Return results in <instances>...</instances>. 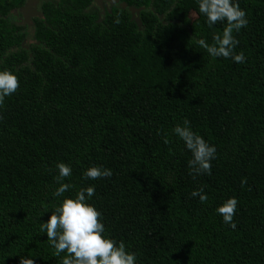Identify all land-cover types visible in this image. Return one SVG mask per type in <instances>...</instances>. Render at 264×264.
<instances>
[{"label": "trees", "instance_id": "16d2710c", "mask_svg": "<svg viewBox=\"0 0 264 264\" xmlns=\"http://www.w3.org/2000/svg\"><path fill=\"white\" fill-rule=\"evenodd\" d=\"M13 1H0V70L19 80L0 106V264H61L40 224L88 186L136 264H264V0H238L245 63L197 44L225 27H209L197 0H115L102 12L96 0L46 2L28 45L5 16ZM185 119L217 149L211 174L190 169L172 132ZM59 162L72 168L64 197L53 196ZM90 166L112 176L86 180ZM230 197L235 229L216 212Z\"/></svg>", "mask_w": 264, "mask_h": 264}, {"label": "clouds", "instance_id": "9594fccd", "mask_svg": "<svg viewBox=\"0 0 264 264\" xmlns=\"http://www.w3.org/2000/svg\"><path fill=\"white\" fill-rule=\"evenodd\" d=\"M199 13L205 17V23L212 27L217 22L225 23L222 35L215 34L213 43L198 39L197 44L206 50L212 58L223 57L232 59L235 63H245L243 51L235 53L234 49L239 41L234 32H239L248 24L245 10L241 9L238 0H197ZM117 23L119 20L117 19ZM19 87V80L15 73L0 70V106L5 98L12 95ZM173 134L184 144L191 153L190 169L197 175L211 174V162L215 159L216 147L198 135L191 127L190 121L185 119L172 129ZM165 143L169 141L167 138ZM58 170L56 176L57 187L54 197H64L72 185L64 180L72 175L69 164L59 162L55 165ZM86 180H97L112 176V170L97 166H90L82 173ZM246 181L242 180V184ZM95 195V187L88 186L79 190L73 197H64L52 211L46 222H41L40 232L46 233L47 240L54 249L55 255H65L61 264H136L137 255L128 251L123 241L119 243L106 234L105 225L101 222V213L89 203ZM191 195L199 197L201 203L207 201L208 196L203 189L194 190ZM238 200L235 197L226 199L216 212L222 216L223 223L235 229L234 215ZM20 264H34L32 259L20 258Z\"/></svg>", "mask_w": 264, "mask_h": 264}, {"label": "flooded vegetation", "instance_id": "af4514ba", "mask_svg": "<svg viewBox=\"0 0 264 264\" xmlns=\"http://www.w3.org/2000/svg\"><path fill=\"white\" fill-rule=\"evenodd\" d=\"M3 4H11L13 0H0ZM56 0H36L35 3L32 5L31 13L27 16L22 10H20L27 0H23L21 3L15 5L14 7H9L7 9L6 17L9 19L10 22L16 24L17 26H21V31L24 33V40L23 44L28 45L31 41H33V34H31V27L29 26L28 22L32 21L33 28L35 27L34 21L35 19L42 17V6L46 2H55Z\"/></svg>", "mask_w": 264, "mask_h": 264}, {"label": "water", "instance_id": "95a60500", "mask_svg": "<svg viewBox=\"0 0 264 264\" xmlns=\"http://www.w3.org/2000/svg\"><path fill=\"white\" fill-rule=\"evenodd\" d=\"M35 1H36V0H27V2L25 3V5H24L20 10H22V11L26 14V13H27V10H31V9H32L30 6H31V4L33 5V4L35 3ZM101 1H107L108 3H112V2H114L115 0H96V2H99V3H100ZM120 5H121L122 7H124V6H125V3L122 2V3H120ZM129 10L132 12V17L135 19V21H136L138 24H140L139 17L137 16V11H136V9H135V8H131V7H129ZM31 12H32V11H29V13H31ZM26 15H27V14H26ZM27 16H29V14H28ZM28 24H29V26L31 27V34H33V32H34V28H33V25H32V21H29Z\"/></svg>", "mask_w": 264, "mask_h": 264}, {"label": "rangeland", "instance_id": "374dc122", "mask_svg": "<svg viewBox=\"0 0 264 264\" xmlns=\"http://www.w3.org/2000/svg\"><path fill=\"white\" fill-rule=\"evenodd\" d=\"M94 5H95L94 7L96 9H99V11L102 12V7L109 6V3L107 1H101L100 3L95 2ZM30 7L32 8V4ZM29 11H31V10H27V13H26L27 15L29 14ZM190 16H193V14L191 13Z\"/></svg>", "mask_w": 264, "mask_h": 264}]
</instances>
